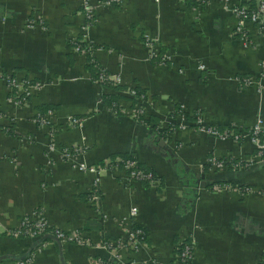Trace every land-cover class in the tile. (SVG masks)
Here are the masks:
<instances>
[{"label":"crops","instance_id":"1","mask_svg":"<svg viewBox=\"0 0 264 264\" xmlns=\"http://www.w3.org/2000/svg\"><path fill=\"white\" fill-rule=\"evenodd\" d=\"M246 2L255 7L254 0H90L88 21L80 0H0V264L28 256L30 264H181L182 243L189 264H258L264 159L244 133L257 119L264 126V36L249 22L244 35L234 31L231 9ZM84 26L94 61L118 78V91L97 83L85 54L73 50ZM143 38L154 40L152 50ZM5 75L37 84L24 103L14 102ZM246 77L252 81L243 84ZM131 86L142 91L154 128L136 119L137 102L123 98ZM112 92L120 94L117 112L101 101ZM176 105L240 138L214 137L182 115L186 127L156 134L181 119ZM68 116L80 125L64 124ZM73 148L72 160L97 167L96 201L88 199L96 174L61 155ZM126 155L154 181L126 182L113 166ZM210 157L248 162L212 171ZM34 212L51 228L79 231L85 244L49 232L7 234ZM133 224L144 231L142 246L106 245Z\"/></svg>","mask_w":264,"mask_h":264},{"label":"built area","instance_id":"2","mask_svg":"<svg viewBox=\"0 0 264 264\" xmlns=\"http://www.w3.org/2000/svg\"><path fill=\"white\" fill-rule=\"evenodd\" d=\"M102 3L105 4H113L119 2V0H101ZM255 1V7L252 9L249 7L248 3H242L240 5H236L232 7L231 12L235 15L236 21L234 25V31L240 34L244 35V25L245 22H249L256 25L257 31L261 33L262 36H264V0H254ZM80 7L81 10L86 17L88 21H90L94 16V6L91 5L90 0H80ZM93 7V8H92ZM86 26L81 28V33L77 37H74L71 41L72 48L75 51H81L85 55H91L92 50L94 49V46L88 41L86 34H85ZM142 43L147 46L150 50L153 49L154 40H149L147 38L142 39ZM92 56V55H91ZM200 68L202 66L200 65ZM261 69H264V59L261 61ZM261 75H259L260 78ZM4 80L6 81V84L9 88V90H12L14 93V102L16 104L20 105L24 103L26 100V97H28L30 93V89L34 86H36V83L29 82L28 80H18L14 78L13 76L5 75ZM258 78V80H259ZM243 84H248L252 80L248 77L241 79ZM98 82H110L111 84H118V78L116 76H111L108 73L101 71L97 79L95 80ZM125 93H127L130 96H134V91L132 89H128ZM145 100L142 98V96H138L137 98V104L135 109V116L136 119L141 116V118H145L142 113V108L140 105L143 104ZM181 117V119L177 122V126L179 129H182L187 126V121H184L182 119L181 114H177ZM192 126H195V128L199 131H204L205 133L212 135L214 137H232L234 139L238 138V134L234 131L223 129L218 130L215 126L206 124L203 119L197 114H193L192 116ZM41 121H44V118H40ZM82 118L79 117H73L68 116L64 120V124L66 125H80ZM142 123L141 121H138ZM176 123V122H175ZM143 124V123H142ZM247 135L250 143L253 146L254 155L258 158L264 159V126L262 125L261 121L257 119L244 133ZM240 136V135H239ZM54 146L49 145L48 151H53ZM75 151H78V148H73L71 150L63 149L61 155L67 159L70 160L71 166L73 168H76L81 171H88L90 173L96 174V177L93 180L92 184V192L89 196V201H96L98 199V194L96 193V182H97V167L93 165H88L83 162H75L72 160V155ZM246 162H248L246 160ZM246 162L243 161V164L241 161H231L227 158H216V157H210L207 160V163L209 165L210 170H221L225 165H229L231 168H234L240 164L244 165ZM136 161L134 159H128L121 161V169L124 174V179L126 182H132V181H146V182H153L154 176L149 171H144L142 169L137 168ZM115 167L116 165L113 164ZM243 189L245 191L249 190L248 186H243ZM129 216L136 215V208L130 207L128 211ZM45 232L51 233L58 241L62 243H76L79 245H84L86 242V238L81 235V233L77 230L66 232L64 230H61L59 228H51L48 226L47 221L40 212H34L22 215L16 226L12 227L10 229H7V234L10 237H37L40 235H43ZM143 231L136 227V228H129L127 230V234L122 240H116V241H109L106 243L108 247H111L113 249L117 247H124L126 244L132 249H136L143 245ZM114 256V255H113ZM178 262L181 264H189L190 263V246L188 244L182 243L180 245V248L178 250L177 254ZM31 263V257H25L18 261V264H30ZM158 264V263H155ZM258 264H264V250L261 254V257L258 261Z\"/></svg>","mask_w":264,"mask_h":264},{"label":"trees","instance_id":"3","mask_svg":"<svg viewBox=\"0 0 264 264\" xmlns=\"http://www.w3.org/2000/svg\"><path fill=\"white\" fill-rule=\"evenodd\" d=\"M248 3H249L250 8L253 9L254 8L253 3L252 2H248ZM85 57H86V60H87V66H88L89 70L92 73L91 74V77L94 80L97 79V76H98V74L101 71L106 72L98 64H96V62L94 61V59H93V57L91 55H87L86 54ZM98 83L101 84V86H103V87H107V88H110V89L112 88V90L114 89L116 91H118V89L120 88L118 86V84H111L110 82H107V81L98 82ZM128 89H132L134 91V93H135L134 96H130V97L125 96V97H123V98L127 99L130 102V104H132V105L135 104L136 101H137L138 96H142V98H143L142 91L140 89H138L137 87L131 86ZM119 95H120L119 93H115V92H112V93H103L101 95V101H102V103H104L105 105H107L108 107H110L114 112H117V108L118 107L116 105V99H117V97H119ZM174 112L181 114L185 120H193L192 117H190L189 115L185 114L181 110V108H180L179 105H176L175 106V111ZM137 120L138 121H141L143 124L151 125L152 127L155 126V125H153L154 124L153 121H151V117L150 118H148V117L147 118H141V116H139L137 118ZM176 126H177V123H171V124H169L165 128H162V129L161 128H157V129H155L157 131L156 134H158V135H160L162 137H165L167 135V133L170 132L173 127H176ZM216 128H218V127H216ZM223 129H228V130H231V131H234L235 132V130L233 128H231V127H225ZM223 129L218 128V130H223ZM236 133L238 134V138H240V136H239L240 133L239 132H236ZM128 159H133V158L131 156L129 157V156L126 155V156L122 157L118 161V163H116V166H118V168H121V161L128 160ZM135 166L137 168H139V169L144 170V171H149V170L145 169L144 167L140 166L137 162H136V165ZM149 172H151V171H149ZM239 188H243V187L240 186ZM132 226H133V228L138 227L135 224H133ZM142 236H143L142 238H145L144 231H143V235ZM178 250H179V247H178Z\"/></svg>","mask_w":264,"mask_h":264}]
</instances>
